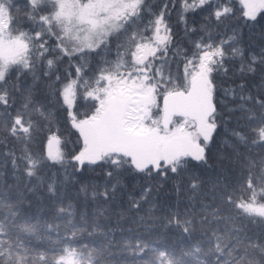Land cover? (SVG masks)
Returning <instances> with one entry per match:
<instances>
[{
  "label": "snow or ice",
  "instance_id": "1",
  "mask_svg": "<svg viewBox=\"0 0 264 264\" xmlns=\"http://www.w3.org/2000/svg\"><path fill=\"white\" fill-rule=\"evenodd\" d=\"M0 264H264V0H0Z\"/></svg>",
  "mask_w": 264,
  "mask_h": 264
}]
</instances>
